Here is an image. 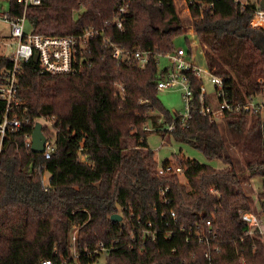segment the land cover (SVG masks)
Segmentation results:
<instances>
[{
	"label": "trees",
	"instance_id": "trees-1",
	"mask_svg": "<svg viewBox=\"0 0 264 264\" xmlns=\"http://www.w3.org/2000/svg\"><path fill=\"white\" fill-rule=\"evenodd\" d=\"M7 1L12 17L24 13L18 0ZM41 1L28 7L26 17L43 34L94 29L126 48L166 54L175 50L177 36L193 28L207 67L225 79L235 107L264 91V31L252 28L250 11L242 12L233 0H185L187 19L175 0ZM126 3L123 29L107 25ZM94 42L93 67L84 73L43 74L33 61L24 66L18 96L31 124L10 133L0 154V264H41L45 258L55 264H98L104 254L106 264H264V235H247L240 215L252 210L243 177L264 178L261 114L226 110L222 121L229 140L221 122L203 116L198 104L185 123L180 115L174 119L158 98V56L139 68L113 58L101 38ZM12 64L0 55V74ZM189 77L196 102L202 80ZM5 105L0 99V113ZM41 118L53 119L52 126L43 125L45 136L55 138L49 159L27 144ZM167 124L175 128L169 131ZM149 125L224 167L183 158L177 162L184 167L182 176H158ZM233 144L242 158L234 155ZM165 187L169 203L161 198ZM257 199L264 207V190ZM113 214L122 220H112ZM208 220L218 234L219 251L194 236ZM150 228L156 238H143ZM100 244L108 250L101 251Z\"/></svg>",
	"mask_w": 264,
	"mask_h": 264
},
{
	"label": "built area",
	"instance_id": "built-area-1",
	"mask_svg": "<svg viewBox=\"0 0 264 264\" xmlns=\"http://www.w3.org/2000/svg\"><path fill=\"white\" fill-rule=\"evenodd\" d=\"M242 12L250 11L249 24L252 28L264 31V7L262 0H233ZM24 6V13L21 16L12 17L10 12L1 13L0 18L4 19L10 25L11 36L15 40V50L11 56L1 55L12 61V67L3 69L0 74V99L6 102L5 109L0 113V154L3 150L6 137L15 131H18L25 125L31 124V119L28 111L22 108V100L18 96V86L20 76L23 72L26 63L33 61L38 55L39 71L48 74H81L93 67V59L91 57L95 47V39L101 38L102 43L108 48L116 60L120 62H133L139 68H146L152 58L158 56V65L160 58L167 56L170 60V66L160 71L161 78L158 81L157 88L165 90L177 86H183V98L185 100V112L181 114L184 123L190 118L191 110L197 106L200 108V113L203 116H209L212 123L221 121L225 117L226 110L253 111L262 113L264 104L258 102L257 96L253 97L250 102L244 106L235 107L229 99L225 89V79L214 74L208 67H201L195 62L188 59V54L185 48L181 47L172 52L161 54L158 51L146 49H129L107 37L104 31L94 29L87 30L83 33L68 34V35H50L36 32L33 28L30 32L27 31L26 10L30 6L41 4V0H18ZM129 12V4H122L117 11V14L112 20H108L107 25L113 24L118 29H123V21ZM189 74L197 79L202 80L200 91L195 102V91ZM209 79L214 86V92L208 93L205 88V79ZM49 126H52L53 119H47ZM39 121V120H38ZM175 128L174 124L168 126V130L172 131ZM32 144V136L27 142ZM56 150L55 138L47 137L45 150L42 153L45 159L51 158ZM168 174H184V167L170 161L168 164L159 165L157 168L158 176H166ZM44 181V177H43ZM49 183V181H48ZM45 183V185H48ZM169 187L161 189V198L169 203L170 199L167 196ZM171 215L176 217V212L171 211ZM241 218L248 224L245 231L247 235L260 234L264 235V207H259L255 210H243L240 212ZM152 227V224H148ZM195 238L205 244L207 247H212L214 251L220 250V245L217 241L218 234L214 230L211 220L206 223V229L201 230L198 226L194 230ZM156 238V231L152 228L145 231L144 237ZM215 241L214 245H211ZM101 251L105 252L108 249L104 244H100ZM75 250V249H74ZM76 254V252H75ZM206 256L210 257V252H206ZM41 264H55L53 260L45 258Z\"/></svg>",
	"mask_w": 264,
	"mask_h": 264
},
{
	"label": "rangeland",
	"instance_id": "rangeland-1",
	"mask_svg": "<svg viewBox=\"0 0 264 264\" xmlns=\"http://www.w3.org/2000/svg\"><path fill=\"white\" fill-rule=\"evenodd\" d=\"M176 6L178 11L180 12V15L187 19L190 16V10L189 7L186 4L185 0H175ZM10 4L7 0H0V12L6 13L9 12ZM27 31L30 32L32 30V26L27 22ZM186 34L177 36L174 39V48H185L188 54V59L192 62H195L197 65L201 67H207L206 64V58L204 55L205 49L200 45V42L198 41L197 36L195 35V30L193 28H187L185 30ZM15 40L11 36L10 31V25L8 22H6L4 19L0 18V54L11 56L14 53L15 50ZM170 66V60L167 56H162L160 58V65L159 70L163 71L165 68ZM205 81V88L208 91V93L214 92V86L211 83L209 79L204 80ZM184 88L183 86H177L173 88H168L165 90H159L158 91V98L160 102L162 103V106L164 109L171 113V115L176 118L177 115H181L185 112V100L183 98ZM258 102H262L264 104V91L261 95L257 96ZM157 114H159V111H156ZM263 120H264V110L262 113H260ZM164 118V116H161ZM162 121V120H161ZM39 122H41L43 125H48L49 121H47L44 118L39 119ZM221 126H223L224 134L226 136V139L229 140L231 137V134L229 131H226V127L224 125V121L221 119ZM168 127V124L166 125V128ZM150 133L148 134V144L151 149L155 151L156 154V160L159 165L164 164L165 161H171L173 163L180 162L183 158H191L196 159L201 163L205 164H211L212 166L216 168H222L224 167V164L222 161H210L206 159V157L198 150L185 145L178 143L174 140H169L167 137H163V135L155 131V129L149 125ZM232 151L236 158L240 159L242 158L241 152L234 144L231 145ZM239 171L243 173L245 171V164L242 162L241 166L239 167ZM50 179V173L45 172L44 175V182L48 183ZM182 182H186V180L181 177ZM243 183L245 185V188L247 190V194L249 196V199L252 203V210L257 211L258 207V193L264 190V178L261 176H256L253 178H250L248 176L243 177ZM78 234V228L75 227L71 231L72 235V249H76V243H75V237ZM106 255H102L99 259L98 264H106L105 262Z\"/></svg>",
	"mask_w": 264,
	"mask_h": 264
},
{
	"label": "water",
	"instance_id": "water-1",
	"mask_svg": "<svg viewBox=\"0 0 264 264\" xmlns=\"http://www.w3.org/2000/svg\"><path fill=\"white\" fill-rule=\"evenodd\" d=\"M262 5L264 7V0H262ZM34 62H38V55L34 57ZM47 141V137L43 132V124L39 121L36 122L34 126V130L32 133V144L31 150L35 153L42 154L45 150V143ZM112 220L114 221H121L122 215L121 214H113L111 216Z\"/></svg>",
	"mask_w": 264,
	"mask_h": 264
}]
</instances>
